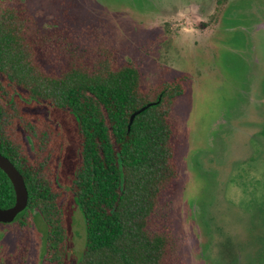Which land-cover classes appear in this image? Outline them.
I'll return each mask as SVG.
<instances>
[{
	"label": "rangeland",
	"instance_id": "rangeland-1",
	"mask_svg": "<svg viewBox=\"0 0 264 264\" xmlns=\"http://www.w3.org/2000/svg\"><path fill=\"white\" fill-rule=\"evenodd\" d=\"M14 1L26 4L31 31L51 65L70 56L91 61L110 54L137 69L145 92L181 81L183 94L169 114L177 176L161 192L150 228L167 239L166 264H229L219 249L222 227L243 249L245 264L253 263L250 249L260 247L250 235L261 237L258 228L264 227L258 212L264 188L253 193L255 173L248 169L241 176L233 164L252 159L262 164L255 172H264V0ZM241 56L261 65L253 90ZM34 111L61 131L56 184L63 192L64 264H77L85 248V223L71 192L78 122L70 110L47 103ZM218 170L224 171L219 184ZM30 216L21 231L0 223V264H43L47 228L37 210Z\"/></svg>",
	"mask_w": 264,
	"mask_h": 264
},
{
	"label": "trees",
	"instance_id": "trees-1",
	"mask_svg": "<svg viewBox=\"0 0 264 264\" xmlns=\"http://www.w3.org/2000/svg\"><path fill=\"white\" fill-rule=\"evenodd\" d=\"M31 20L26 4L0 0V153L28 191L27 208L10 224L27 228L30 211L37 210L47 228L43 264H64L63 192L56 184L61 131L34 111L47 103L70 110L78 122L71 192L84 219L85 248L77 264H166L169 244L150 220L177 176L169 114L183 94L181 81L145 92L137 69L110 54L51 65ZM14 201L0 169V208Z\"/></svg>",
	"mask_w": 264,
	"mask_h": 264
},
{
	"label": "flooded vegetation",
	"instance_id": "flooded-vegetation-1",
	"mask_svg": "<svg viewBox=\"0 0 264 264\" xmlns=\"http://www.w3.org/2000/svg\"><path fill=\"white\" fill-rule=\"evenodd\" d=\"M203 2H205V1H203ZM258 26H256V27L254 26L253 31H256V29H258ZM248 38H250L251 46H253L252 38L250 37V35L249 36L244 35V42H248ZM241 57L243 58V61H245L246 65H247V69H246V72H245V75H246L245 83L248 82L250 84V86H251L249 88V90H253V88L257 84L260 83V79L259 78L261 76V74H260L261 73V65L259 63L257 65H254V64L250 63V61L246 57H244V56H241ZM256 72H257V74H256ZM254 76H256L255 80H257V79L259 80L258 82H256V84H255ZM251 160L252 159L246 160V161L244 160L241 163H237V164H233V165L237 166V169L240 172L239 175H241L242 173H245L248 169H249V171L255 173L256 180H254L255 183L254 182L252 183V191H253V193H256L257 192L256 191L257 190V188H256L257 186H261L260 188H264V172H261L260 174H257L255 171H257V169L259 167L261 168L262 164H260V163L259 164L252 163ZM228 173H229V166H228ZM222 177H224V171H219L218 170V175H217L216 179L218 180L219 178H222ZM219 182H220V179L218 181V184H219ZM263 205H264V203L261 202L260 203V208H263V209H259L258 210V206H253L252 208L256 207L258 212L260 214H263L262 217H263V224H264V206ZM232 207L234 208L232 210L233 212H236V213L242 212L243 213L242 216L248 218L247 212L244 211V210L241 211V209L239 208L238 205H232ZM257 210H255V212H251V213L253 215H256ZM222 229H223V232H224V234H223L224 239L221 240L222 243H221L219 249L221 247L224 249V254H225V256L228 259V260H226V262H228L229 264H245L243 249L241 248V246L237 242H232L231 235L229 233H225L224 227H222ZM258 233L260 234L261 237L255 236L254 233H252V235H250L251 238L254 241H256V243H254V244H258V246L260 247V249H254V248L250 249L251 252H253L252 257H251V260L253 261V263L250 262V264H264V243H262V241L264 240V227L262 225L259 226ZM239 235H243L241 230H240ZM245 235H243V236H245ZM254 244H252V246Z\"/></svg>",
	"mask_w": 264,
	"mask_h": 264
},
{
	"label": "water",
	"instance_id": "water-1",
	"mask_svg": "<svg viewBox=\"0 0 264 264\" xmlns=\"http://www.w3.org/2000/svg\"><path fill=\"white\" fill-rule=\"evenodd\" d=\"M153 104L154 103L147 104L144 107H141L140 109L136 110L131 115L130 123L133 121L135 116H137L138 114H140L141 112H143ZM0 169L5 173V175L10 180L15 195V201L11 207L6 209L0 208V223L9 224L12 223L15 220V218L27 208L28 191L22 175L15 168V166L9 161V159L3 156L1 153H0Z\"/></svg>",
	"mask_w": 264,
	"mask_h": 264
}]
</instances>
